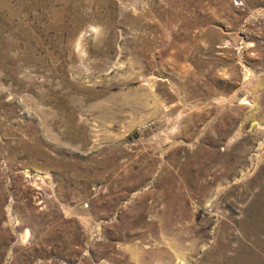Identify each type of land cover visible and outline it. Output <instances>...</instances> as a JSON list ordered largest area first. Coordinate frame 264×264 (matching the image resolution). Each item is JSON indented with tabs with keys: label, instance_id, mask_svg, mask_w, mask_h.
I'll return each instance as SVG.
<instances>
[{
	"label": "rangeland",
	"instance_id": "374dc122",
	"mask_svg": "<svg viewBox=\"0 0 264 264\" xmlns=\"http://www.w3.org/2000/svg\"><path fill=\"white\" fill-rule=\"evenodd\" d=\"M0 264H264V0H0Z\"/></svg>",
	"mask_w": 264,
	"mask_h": 264
},
{
	"label": "bare ground",
	"instance_id": "6f19581e",
	"mask_svg": "<svg viewBox=\"0 0 264 264\" xmlns=\"http://www.w3.org/2000/svg\"><path fill=\"white\" fill-rule=\"evenodd\" d=\"M257 78V77H256ZM257 80V79H256ZM260 80V79H259ZM260 82V81H259ZM258 81H257V83L256 84H258L259 83ZM261 83V82H260ZM175 126V125H174ZM160 141H162V140H160ZM158 143V142H157Z\"/></svg>",
	"mask_w": 264,
	"mask_h": 264
}]
</instances>
